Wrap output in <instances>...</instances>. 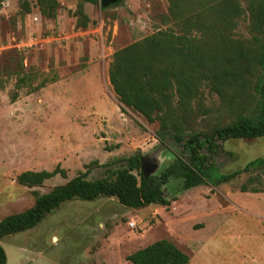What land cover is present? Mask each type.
Masks as SVG:
<instances>
[{
    "label": "rangeland",
    "instance_id": "1",
    "mask_svg": "<svg viewBox=\"0 0 264 264\" xmlns=\"http://www.w3.org/2000/svg\"><path fill=\"white\" fill-rule=\"evenodd\" d=\"M57 1L54 20L40 15L37 0H3L0 6V187L7 191L0 202L11 197L0 217L31 208V191L47 193L87 170V180L101 179L135 154L147 175L160 179L183 151L172 140H156L157 122L122 112L108 80L115 51L169 26L166 0H118L106 8ZM80 3L86 29L75 27ZM233 37L249 38L247 19ZM228 122L221 101L205 90L195 127ZM220 145V174L264 161V137ZM57 167L65 178L56 175L33 189L16 183L22 172ZM158 185L168 206L133 210L115 198L62 204L34 228L2 239L6 264H113L124 252L172 237L190 264H264V164L217 186L184 190L174 175ZM198 250L204 255L196 256Z\"/></svg>",
    "mask_w": 264,
    "mask_h": 264
},
{
    "label": "trees",
    "instance_id": "2",
    "mask_svg": "<svg viewBox=\"0 0 264 264\" xmlns=\"http://www.w3.org/2000/svg\"><path fill=\"white\" fill-rule=\"evenodd\" d=\"M83 1L93 5L99 2ZM166 2L169 26L115 51L108 80L122 112L127 108L149 123L157 122L158 142L172 140L181 145L183 151L172 169L160 179H145L140 172L139 154H135L101 179L87 180V170L47 193L31 191V208L0 220V242L9 235L34 228L69 201L115 198L120 205L133 210L168 206L170 201L159 193L158 180L164 182L174 175L182 180L184 190L205 184L217 186L264 164L263 159H256L229 174L218 173L215 165L220 143L264 137V0ZM2 3L0 0V6ZM36 5L44 18H56L57 0H37ZM22 6L28 13V4L23 2ZM73 16L76 28L88 27L83 3L77 5ZM243 19H247L249 38L235 39L234 32ZM205 90L218 97L229 122L200 130L195 127L194 117ZM56 175L65 178L58 167L51 172L25 171L16 177V183L33 189ZM240 191L247 192L245 186ZM125 260L130 264L189 263V257L167 240L139 249ZM6 261L0 244V264Z\"/></svg>",
    "mask_w": 264,
    "mask_h": 264
},
{
    "label": "crops",
    "instance_id": "3",
    "mask_svg": "<svg viewBox=\"0 0 264 264\" xmlns=\"http://www.w3.org/2000/svg\"><path fill=\"white\" fill-rule=\"evenodd\" d=\"M0 194H4V195H6L7 194V191H6V189H3V187H0ZM8 202H7V199H6V197H4V199L3 200H1V202H0V208L1 207H3V206H5L7 203H9L10 201H11V197H9L8 198ZM8 216V215H7ZM4 217H6V216H2V217H0V220L1 219H3ZM168 241V240H167ZM176 241H177V239H175L174 237H172V238H170V241L169 242H171V243H173L180 251H182L179 247H178V245H177V243H176ZM244 241L245 242H247V238L246 239H244ZM154 243V242H153ZM152 244V243H151ZM150 244V245H151ZM135 252V251H134ZM134 252H124V253H122V254H120V256H119V261L118 262H116V263H113V264H130L129 262H127L126 260H125V258H126V256H128V255H130V254H132V253H134ZM183 252V251H182ZM184 253V252H183ZM185 254V253H184ZM197 254L198 255H196V254H193V255H196V256H199V255H204V253L203 252H201V251H197ZM187 255V254H186ZM188 256V255H187ZM189 257V263L188 264H190V262H191V259L192 258H190V256H188ZM100 263H102V264H111V262H102V261H100Z\"/></svg>",
    "mask_w": 264,
    "mask_h": 264
},
{
    "label": "water",
    "instance_id": "4",
    "mask_svg": "<svg viewBox=\"0 0 264 264\" xmlns=\"http://www.w3.org/2000/svg\"><path fill=\"white\" fill-rule=\"evenodd\" d=\"M99 1V4H100V7L101 8H106L112 4H114L115 2H117L118 0H98ZM139 161H140V170H141V174L143 175V177L145 179L149 178V177H154V176H149L147 175L146 173V164L143 160L142 157L139 156ZM164 198V197H163ZM165 199V198H164Z\"/></svg>",
    "mask_w": 264,
    "mask_h": 264
},
{
    "label": "built area",
    "instance_id": "5",
    "mask_svg": "<svg viewBox=\"0 0 264 264\" xmlns=\"http://www.w3.org/2000/svg\"><path fill=\"white\" fill-rule=\"evenodd\" d=\"M128 226H129V228H132L133 229L135 227V224L133 222H129L128 223Z\"/></svg>",
    "mask_w": 264,
    "mask_h": 264
}]
</instances>
